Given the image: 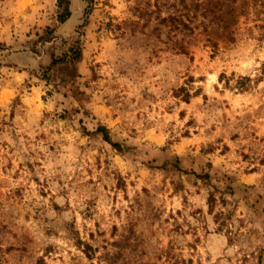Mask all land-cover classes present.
I'll list each match as a JSON object with an SVG mask.
<instances>
[{
    "label": "rangeland",
    "instance_id": "1",
    "mask_svg": "<svg viewBox=\"0 0 264 264\" xmlns=\"http://www.w3.org/2000/svg\"><path fill=\"white\" fill-rule=\"evenodd\" d=\"M0 264H264V0H0Z\"/></svg>",
    "mask_w": 264,
    "mask_h": 264
},
{
    "label": "trees",
    "instance_id": "2",
    "mask_svg": "<svg viewBox=\"0 0 264 264\" xmlns=\"http://www.w3.org/2000/svg\"><path fill=\"white\" fill-rule=\"evenodd\" d=\"M162 22L163 23H169V25H170V27H172V28H174V29H179V27H180V25L182 24V23H180V21L178 20V19H176V18H173V17H168V18H165V19H162ZM185 28H188V25H186V24H184L183 25V29H185ZM102 130V129H101ZM100 130V131H101ZM102 132H103V130H102ZM103 134V136H104V139H105V141H107L108 142V136L105 134V133H102Z\"/></svg>",
    "mask_w": 264,
    "mask_h": 264
}]
</instances>
